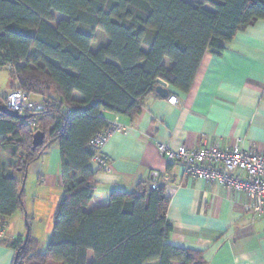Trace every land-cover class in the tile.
Instances as JSON below:
<instances>
[{
	"label": "trees",
	"instance_id": "1",
	"mask_svg": "<svg viewBox=\"0 0 264 264\" xmlns=\"http://www.w3.org/2000/svg\"><path fill=\"white\" fill-rule=\"evenodd\" d=\"M53 12L64 16L55 25ZM259 20L264 0H0V68L9 67L10 87L42 106L30 115L33 127L27 117L0 114V148L9 151L7 172L0 162V227L23 209L27 168L53 143L64 190L44 251L29 235L23 249L21 236L0 239L18 251L11 264H205L201 249L168 242L162 186L139 182L84 209L97 172L90 141L107 125L104 111L139 114L158 80L188 92L203 55L221 54L225 42ZM96 29L108 40L91 51ZM37 130L45 140L32 150Z\"/></svg>",
	"mask_w": 264,
	"mask_h": 264
},
{
	"label": "crops",
	"instance_id": "2",
	"mask_svg": "<svg viewBox=\"0 0 264 264\" xmlns=\"http://www.w3.org/2000/svg\"><path fill=\"white\" fill-rule=\"evenodd\" d=\"M224 46L219 55H203L188 92L180 93L160 81L157 84L167 95L161 97L153 90L144 98L139 114L103 112L106 120L117 121L125 129L112 133L102 149L108 169L91 160L97 170L95 191L84 209L106 205L114 190L132 192L139 182L146 186L156 182L169 199V243L201 249L205 264H264V214L247 209L251 199L184 176L182 166L168 163L156 147L157 142L177 148L218 140L222 148L238 143L264 153V20L237 32ZM164 62L169 65L167 59ZM9 83L8 75V89L0 96L10 91ZM173 95L176 104L168 102ZM73 98L80 100L81 96L74 92ZM8 155L9 151L0 148L6 172ZM60 165L59 146L53 143L28 166L23 209L7 218L5 238L24 237L28 228L40 251L45 250L64 193ZM13 258L14 250L0 241V264H11ZM87 260H93L91 250Z\"/></svg>",
	"mask_w": 264,
	"mask_h": 264
},
{
	"label": "built area",
	"instance_id": "3",
	"mask_svg": "<svg viewBox=\"0 0 264 264\" xmlns=\"http://www.w3.org/2000/svg\"><path fill=\"white\" fill-rule=\"evenodd\" d=\"M168 102L176 104V96L169 97ZM5 105L22 117L28 116L27 123L32 127L36 125V119L30 117L31 113L42 108L40 102L31 99L28 92L22 89L9 91L5 96ZM124 129L125 126L117 121L107 120V125L92 138L90 145L95 152L92 161L98 167L108 169L107 157L102 149L112 133ZM156 147L168 163L182 166L184 176L218 184L228 192L243 193L251 199L247 209L264 214V153L244 149L238 143L222 148L218 140L214 143L203 140L198 147L179 145L177 148L157 142ZM157 186L156 182L151 183V188ZM6 226L7 223L0 227V239L5 236Z\"/></svg>",
	"mask_w": 264,
	"mask_h": 264
},
{
	"label": "rangeland",
	"instance_id": "4",
	"mask_svg": "<svg viewBox=\"0 0 264 264\" xmlns=\"http://www.w3.org/2000/svg\"><path fill=\"white\" fill-rule=\"evenodd\" d=\"M186 1L190 3H195L198 0H186ZM206 7L209 8L207 5ZM53 15H54V22H52L53 25H55L59 19L64 17L63 15L56 13V12H53ZM107 40L108 39L105 36V34L101 30L96 29L95 30V40L90 45V50L91 51L97 50L100 46L104 45L107 42ZM34 54H35V51L32 50L31 55H34ZM8 73H9V67L6 66V67L0 68V94H3L6 91V89H8V75H9ZM15 85L16 84H14V86L11 85L12 87H10L9 90L11 91L13 89H17ZM36 97L37 96H31V99L37 100ZM11 230H12V225H10L9 227V231Z\"/></svg>",
	"mask_w": 264,
	"mask_h": 264
},
{
	"label": "water",
	"instance_id": "5",
	"mask_svg": "<svg viewBox=\"0 0 264 264\" xmlns=\"http://www.w3.org/2000/svg\"><path fill=\"white\" fill-rule=\"evenodd\" d=\"M160 81L161 80H158L157 83L160 82ZM154 91L161 97H165L167 95V93H168V91L164 87H162L160 84H157L155 86ZM0 114H6L8 116L18 117V118L22 117L16 111L8 109L6 107V105H2L1 102H0ZM23 117H28V116H23ZM44 140H45L44 132H42L40 130L35 131L33 133V136H32L31 149L34 150L35 148L41 146L44 143ZM23 185H24V179H23V182L21 184V188H20L19 194H21V192H22ZM28 235H29V231H28V228H27L26 233H25V235L23 237V242H22V244L20 246V249L24 248V246H25V244L27 242ZM17 256H18V251L15 252L14 261L16 260Z\"/></svg>",
	"mask_w": 264,
	"mask_h": 264
}]
</instances>
